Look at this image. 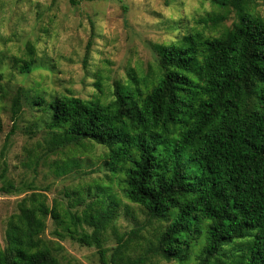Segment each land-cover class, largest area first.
<instances>
[{
  "label": "trees",
  "instance_id": "trees-1",
  "mask_svg": "<svg viewBox=\"0 0 264 264\" xmlns=\"http://www.w3.org/2000/svg\"><path fill=\"white\" fill-rule=\"evenodd\" d=\"M215 1L231 13L230 25L216 35L189 31L156 44L150 80L130 75L106 102L71 94L33 98L48 116L47 150L84 141L102 146L108 180L140 208L144 222L117 237L107 258L103 235L119 200L110 185L88 190L81 212L31 192L7 219L0 264H75L62 261L42 236L48 216L63 230L58 237L95 246L100 264H264V16L250 0ZM32 53L10 63L28 73ZM20 104L19 96L12 99V116ZM11 134L0 152V192L20 193L5 178ZM83 201L77 192L75 204Z\"/></svg>",
  "mask_w": 264,
  "mask_h": 264
},
{
  "label": "rangeland",
  "instance_id": "rangeland-1",
  "mask_svg": "<svg viewBox=\"0 0 264 264\" xmlns=\"http://www.w3.org/2000/svg\"><path fill=\"white\" fill-rule=\"evenodd\" d=\"M250 7L264 16V0H250ZM218 15L224 18L214 25L211 18ZM231 20V13L215 0H0V152L12 131L3 155L5 178L21 191L0 192V248L5 244L7 219L25 195L42 193L49 205L57 203L66 211L81 212L91 199L86 192L96 184H108L119 197L117 216L109 223L101 246L109 258L117 237L143 223L145 216L108 180L101 166L102 146L84 141V147L47 150L48 116L33 104V98L40 94L49 100L54 94H71L106 102L116 82L125 84L130 75L153 77L156 44L189 31L216 35ZM31 52L36 59L30 72L22 73L10 63L11 57L27 58ZM16 96L21 109L12 116ZM78 158L79 165L70 163ZM77 192L84 198L79 205L74 202ZM64 220L69 222L67 217ZM56 231L63 232L48 216L42 236L52 242L53 252L62 261L100 264L95 246L62 239ZM156 260L154 264H177Z\"/></svg>",
  "mask_w": 264,
  "mask_h": 264
}]
</instances>
